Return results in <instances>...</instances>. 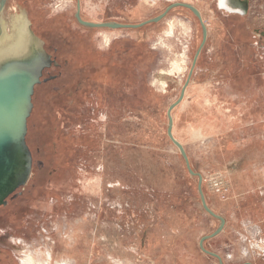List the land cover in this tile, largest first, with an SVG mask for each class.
<instances>
[{"label": "rangeland", "instance_id": "374dc122", "mask_svg": "<svg viewBox=\"0 0 264 264\" xmlns=\"http://www.w3.org/2000/svg\"><path fill=\"white\" fill-rule=\"evenodd\" d=\"M82 19L139 24L173 3L203 12L208 38L176 7L140 28H89L78 0L23 7L53 63L36 86L28 183L0 206V264H264V0H80ZM257 29L258 33H255ZM193 68V70H192ZM52 75V76H51ZM55 75V76H54ZM57 78H54V77Z\"/></svg>", "mask_w": 264, "mask_h": 264}, {"label": "water", "instance_id": "95a60500", "mask_svg": "<svg viewBox=\"0 0 264 264\" xmlns=\"http://www.w3.org/2000/svg\"><path fill=\"white\" fill-rule=\"evenodd\" d=\"M6 2L7 0H0V17ZM176 7H185L191 10L198 17L202 25L203 42L194 59V68L201 49L207 41L208 30L203 22L200 11L191 4L181 2L173 3L161 15L155 18L139 24H125L115 21H86L81 17V6L78 2L76 18L81 25L89 28H140L149 23L159 22ZM2 32L3 29L0 20V35ZM14 34H19L20 37L25 38L28 47L21 56H9L0 60V206L6 205L10 197H16V192L21 187L25 186L31 177L33 155L27 144V135L29 131L28 121L34 109L33 97L36 86L42 83L44 70L53 63L50 55L45 50V42L33 32L27 20L24 21V29H15ZM192 72L193 71H191L181 92L180 98L172 104L168 110V136L179 148L185 159L189 173L199 178L198 190L204 209L212 217L217 218L221 222L218 229L212 235L202 238L200 242L201 249L205 253L217 258L220 264H224L222 258L218 254L205 248L204 242L219 235L225 227L226 220L209 207L203 191V176L193 170L185 147L176 139L173 133L174 119L172 110L183 100Z\"/></svg>", "mask_w": 264, "mask_h": 264}, {"label": "bare ground", "instance_id": "6f19581e", "mask_svg": "<svg viewBox=\"0 0 264 264\" xmlns=\"http://www.w3.org/2000/svg\"><path fill=\"white\" fill-rule=\"evenodd\" d=\"M78 2L80 3L81 6L80 0H78ZM243 13L244 11L242 12V14ZM201 14L203 15L202 11ZM5 17L6 15L3 14L2 12L0 20H1L3 32L0 35V60L9 56L23 55L24 54L23 52L27 50L28 43L26 39L20 37L19 34L15 35L14 30L15 29L23 30L25 20H27V22L30 23L32 29V24L29 21L28 12L23 7H21V12L17 16L15 15L14 17L10 16V18L7 20L5 19ZM109 29H113V28H109Z\"/></svg>", "mask_w": 264, "mask_h": 264}, {"label": "flooded vegetation", "instance_id": "af4514ba", "mask_svg": "<svg viewBox=\"0 0 264 264\" xmlns=\"http://www.w3.org/2000/svg\"><path fill=\"white\" fill-rule=\"evenodd\" d=\"M248 0H219V7L222 10H225L229 13H238V14H242V12L244 11L243 14H245V11L247 10V6H248ZM190 4V3H189ZM192 5V4H191ZM194 6V5H193ZM195 8H197L196 6H194ZM184 8V7H183ZM198 9V8H197ZM199 10V9H198ZM243 10V11H242ZM191 11V10H190ZM200 11V10H199ZM77 13V10H76ZM76 13H75V18H76ZM201 13V11H200ZM203 13V12H202ZM202 15V14H201ZM82 16V14H81ZM203 17V16H202ZM83 18V17H82ZM77 19V18H76ZM78 21V20H77ZM203 33V30H202ZM255 33H258L257 29L255 30ZM261 36H264V31H262L260 33ZM208 38V36H207ZM203 39V38H202ZM44 75V74H43ZM52 76V75H51ZM55 76V75H54ZM53 76V77H54ZM57 78V77H54Z\"/></svg>", "mask_w": 264, "mask_h": 264}]
</instances>
